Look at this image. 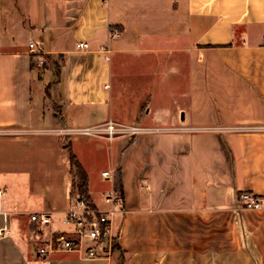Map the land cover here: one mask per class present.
I'll list each match as a JSON object with an SVG mask.
<instances>
[{
    "label": "crops",
    "instance_id": "1",
    "mask_svg": "<svg viewBox=\"0 0 264 264\" xmlns=\"http://www.w3.org/2000/svg\"><path fill=\"white\" fill-rule=\"evenodd\" d=\"M109 119L161 130H51ZM69 149L98 211L120 174L122 264H264V205L238 201L264 197V0H0V264H120L109 238L38 252L72 230Z\"/></svg>",
    "mask_w": 264,
    "mask_h": 264
},
{
    "label": "built area",
    "instance_id": "2",
    "mask_svg": "<svg viewBox=\"0 0 264 264\" xmlns=\"http://www.w3.org/2000/svg\"><path fill=\"white\" fill-rule=\"evenodd\" d=\"M79 48H87L86 42H78ZM30 50L35 54H40L41 50L35 42L29 43ZM43 61L40 59L39 63ZM254 129V128H252ZM64 137L91 136L103 138L112 141L120 137H134L144 133H150L161 130L158 127H147L139 123H124L109 119L101 124L93 126L76 127L72 125L51 129ZM102 175L106 178H113L111 171H102ZM3 187L0 185V197L3 194ZM104 201L110 205L105 211H98L86 205L83 199L75 196V203L62 219V223L72 227L69 232H57L54 234L46 245L41 246L38 252L44 255L56 249L67 251L80 249L83 240H90L92 244L87 248V256H96L97 248L103 245L104 241L109 238L111 241V222L112 217L116 213L117 208L121 204V198L118 196L114 188L107 189L104 193ZM238 201L245 208L259 209L264 205V197L251 191H240L238 193ZM30 219L39 226L48 225L51 221L50 216L46 213H32ZM7 228L0 230L3 234Z\"/></svg>",
    "mask_w": 264,
    "mask_h": 264
},
{
    "label": "trees",
    "instance_id": "3",
    "mask_svg": "<svg viewBox=\"0 0 264 264\" xmlns=\"http://www.w3.org/2000/svg\"><path fill=\"white\" fill-rule=\"evenodd\" d=\"M69 159H70V163H71L73 186L75 189V195L78 198L83 199L86 202V205L88 207L95 209V206H94V204L90 198L89 192H88V176H87V173H86L85 169L83 168V166L81 165V163L79 162L76 155L71 151V149H69ZM115 175H116L115 176V191L118 194V196L120 198H122L123 191H122L120 174L118 172H116ZM111 247H112V250L119 252V255L121 257L120 264H122V261L124 259L123 258L124 251L119 246L116 236H113L111 239Z\"/></svg>",
    "mask_w": 264,
    "mask_h": 264
},
{
    "label": "rangeland",
    "instance_id": "4",
    "mask_svg": "<svg viewBox=\"0 0 264 264\" xmlns=\"http://www.w3.org/2000/svg\"><path fill=\"white\" fill-rule=\"evenodd\" d=\"M3 2V1H2ZM21 37H20V39H21V41H25V42H27L28 41V36L26 35V34H21L20 35ZM102 167V164H101V162L99 161V162H95L93 165H91V171H92V173L93 172H97V169H99V168H101ZM96 171H95V170ZM100 170L101 169H99V171H98V173L100 172ZM74 196H76L75 195V190H74ZM97 198H102V195L99 193L98 195H97ZM1 237V236H0ZM0 243H1V239H0Z\"/></svg>",
    "mask_w": 264,
    "mask_h": 264
}]
</instances>
